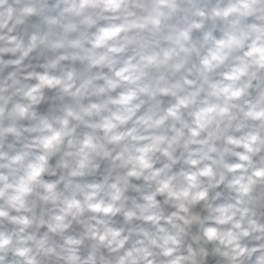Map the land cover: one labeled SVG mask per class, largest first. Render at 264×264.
<instances>
[{"label": "clouds", "instance_id": "obj_1", "mask_svg": "<svg viewBox=\"0 0 264 264\" xmlns=\"http://www.w3.org/2000/svg\"><path fill=\"white\" fill-rule=\"evenodd\" d=\"M0 264H264V0H0Z\"/></svg>", "mask_w": 264, "mask_h": 264}]
</instances>
